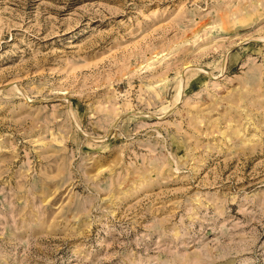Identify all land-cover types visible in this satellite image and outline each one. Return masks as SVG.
<instances>
[{"label": "rangeland", "instance_id": "rangeland-1", "mask_svg": "<svg viewBox=\"0 0 264 264\" xmlns=\"http://www.w3.org/2000/svg\"><path fill=\"white\" fill-rule=\"evenodd\" d=\"M0 264H264V0H0Z\"/></svg>", "mask_w": 264, "mask_h": 264}]
</instances>
